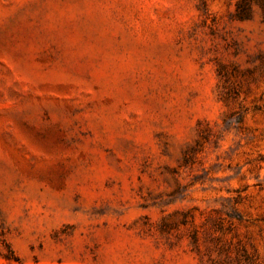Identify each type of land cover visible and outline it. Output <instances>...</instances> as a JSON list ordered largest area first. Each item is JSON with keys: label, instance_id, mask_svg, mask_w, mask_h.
I'll return each instance as SVG.
<instances>
[{"label": "rangeland", "instance_id": "1", "mask_svg": "<svg viewBox=\"0 0 264 264\" xmlns=\"http://www.w3.org/2000/svg\"><path fill=\"white\" fill-rule=\"evenodd\" d=\"M264 264V0H0V264Z\"/></svg>", "mask_w": 264, "mask_h": 264}, {"label": "trees", "instance_id": "2", "mask_svg": "<svg viewBox=\"0 0 264 264\" xmlns=\"http://www.w3.org/2000/svg\"><path fill=\"white\" fill-rule=\"evenodd\" d=\"M238 254V264H256L250 259V256L248 255L243 245H241L240 249H238Z\"/></svg>", "mask_w": 264, "mask_h": 264}]
</instances>
